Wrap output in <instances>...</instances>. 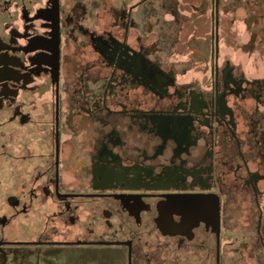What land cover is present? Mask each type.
<instances>
[{"label":"flooded vegetation","instance_id":"obj_1","mask_svg":"<svg viewBox=\"0 0 264 264\" xmlns=\"http://www.w3.org/2000/svg\"><path fill=\"white\" fill-rule=\"evenodd\" d=\"M0 264H264V0H0Z\"/></svg>","mask_w":264,"mask_h":264},{"label":"rangeland","instance_id":"obj_2","mask_svg":"<svg viewBox=\"0 0 264 264\" xmlns=\"http://www.w3.org/2000/svg\"><path fill=\"white\" fill-rule=\"evenodd\" d=\"M202 17V18H201ZM201 19V23H202V27L200 24V20ZM229 16L225 13H222L221 15V20H220V47L222 50H226V51H230L232 52V54H236L237 53V44H238V34L243 33L244 30V26L241 24V22L239 20L235 21L234 23H227V21L229 20ZM198 21H196V24L199 28V33L201 34L199 35V37H204L205 32L209 29V22L210 18H206L204 16H198V19H196ZM203 30V31H202ZM255 54L251 55V59H255ZM235 61L238 60L234 59Z\"/></svg>","mask_w":264,"mask_h":264}]
</instances>
